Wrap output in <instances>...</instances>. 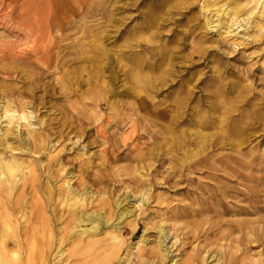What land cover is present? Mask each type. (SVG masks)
I'll list each match as a JSON object with an SVG mask.
<instances>
[{"label": "rangeland", "instance_id": "rangeland-1", "mask_svg": "<svg viewBox=\"0 0 264 264\" xmlns=\"http://www.w3.org/2000/svg\"><path fill=\"white\" fill-rule=\"evenodd\" d=\"M202 1L195 0L190 10H186L187 17L196 14L200 23L203 20L197 12ZM147 3L152 4V0ZM251 9L252 5H240L239 15L246 17ZM211 13L214 15V10ZM99 18L96 15L85 19L86 27L91 23H98L94 29L101 26ZM257 20L264 23V17L250 19V22L253 25ZM181 21L184 25L185 19ZM252 25L240 26L236 30L238 36L232 33L227 38L219 35L220 29L217 34L215 29L201 32L191 27L194 34L179 41L177 46L182 45V48L177 52L184 60L201 40L206 41L202 47L211 45L204 54L193 55L195 67L186 75L192 74L188 86L195 96L208 94L205 90L211 91L213 80L219 77L228 85L227 90L240 83L251 86L255 97H264V32L257 41L241 38L257 33ZM88 31L84 37L81 31H60L57 35L65 37L63 45L73 47L72 43L77 40L84 42L88 56H92L95 47ZM7 34L4 32V37L9 36ZM204 34L207 38H203ZM105 44L112 49V55L116 53L119 41L111 38ZM20 45L9 48L22 56L26 49L23 43ZM74 53L73 48L57 52V62L63 56L76 55ZM111 60L109 63L114 65V58ZM58 67L51 69L49 75L39 76L40 71L33 65L0 63V115L7 104L11 108L25 104L26 111H32L28 121L33 131L26 136L25 123L14 119L13 124L18 125L7 136L0 137L6 141L4 145L0 143V155L5 161H10L12 156L25 165L34 163L39 183L51 193L49 209L61 217L54 228L57 235L60 232L58 224L69 219L65 199L81 195L77 199L82 202L81 198H85L83 209L87 212L102 210V216L113 224L119 221L116 230L124 242L120 259L130 252V264H138L142 254L149 258L150 253L156 252L154 247L160 230L164 234L168 257L178 264L183 261L191 264H264V165L258 168L259 172L245 171L262 176V186L244 180L237 183L214 170L211 172L218 176L210 177L204 167L184 164L183 150L169 148L170 143L163 142L164 139L170 142V137L165 134L169 129L158 125L155 112L140 109L135 115L134 111L128 112L131 117L127 118L124 108L135 102L124 92L130 85H113L108 81V73L103 79L108 85L97 81L92 76L90 63L81 66L80 62H74ZM68 79L72 83L68 84ZM75 80L77 85L73 84ZM107 87L116 88L122 94H105ZM178 88V85L173 86L157 96L149 94L163 107ZM106 101L114 102L112 108L104 105ZM190 104L197 106L194 101ZM119 109L121 112L117 116ZM136 116L141 118L133 132L129 125ZM125 117L127 120L120 123ZM5 121L0 119V130L7 127ZM98 127L103 129L106 139L97 134ZM187 128L181 124L170 130L177 135L178 131ZM125 137L127 140L123 145ZM242 147L243 153H255L264 159V125ZM215 153L231 154L227 148L218 149L208 153L202 164L211 160L209 156ZM194 159L190 157L186 161ZM18 180L19 177L15 183ZM123 209L129 215L117 220ZM110 224L103 229L109 230ZM141 238L147 243L139 242ZM153 256L154 261L159 258L156 253ZM167 261L164 263L169 264Z\"/></svg>", "mask_w": 264, "mask_h": 264}, {"label": "bare ground", "instance_id": "bare-ground-1", "mask_svg": "<svg viewBox=\"0 0 264 264\" xmlns=\"http://www.w3.org/2000/svg\"><path fill=\"white\" fill-rule=\"evenodd\" d=\"M194 1L152 0L151 4L147 0H0V63L30 64L40 71L39 76L49 75L51 69L58 66L61 68L74 62H80L81 66L90 63L92 76L97 81L103 83L104 74L108 73V81L113 85H130L124 92L135 102L124 108L127 118L131 117L128 112L134 111L135 115L140 109L155 112L158 125L169 129L165 134L170 137V142L167 139L163 142L170 143L169 148L183 150L184 164L190 167L200 165L213 178L218 175L212 170L228 175L237 183L244 180L262 186V176H253L245 171L259 172L264 159L255 153H243L242 146L264 125V97H255L251 86L240 83L227 90L228 85L219 77L213 80L211 91L205 90L208 94L195 96L188 86L192 74L186 75L195 67L193 55L204 54L211 45L204 48L202 44L206 41L201 40L185 60L177 52L182 45L180 48L177 45L194 34L191 27L201 32L215 29L217 34L220 29L219 35L226 38L232 33L238 36L236 30L240 26L251 27L250 19L264 17V0H203L197 12L202 17V23L196 14L187 17L186 10H190ZM244 4L252 5L246 17L239 15V7ZM96 15L102 25L94 29L98 23H91L86 27L85 19ZM181 19H185L184 25H181ZM252 26L256 27L257 33L251 36L245 34L241 38L257 41L262 37L264 23L257 20ZM87 30L95 47L92 56H88L89 50L85 49L84 42L77 40L72 43L73 47L63 45L65 37L57 35L60 31H81L84 37ZM4 32L10 38L4 37ZM111 38L119 41L116 53L112 55V49L105 44ZM203 38H207L206 34ZM22 43L26 49L22 56L9 48ZM69 48L75 49L76 55L70 58L63 56L57 62V52ZM110 56L115 60L114 65L110 64ZM67 82L72 83L70 79ZM73 84L77 85V80ZM176 85L178 90L171 94L169 102L163 107L149 94L161 95L164 90ZM105 94L122 93L107 87ZM193 101L197 106H191ZM107 103L104 105L112 108L114 102ZM22 106L11 108L7 104L3 109L0 119L6 120L7 127L0 130V137L7 136L18 125L13 124L14 119L25 123L23 126L28 128L26 136L33 132L28 121L32 111H26L25 104ZM120 112L119 109L117 116ZM138 118L141 116L129 125L133 132L134 125L139 123ZM181 124L189 128L173 134L170 129ZM97 134L106 139L101 127H98ZM2 139L0 143L4 145L6 141ZM126 140L127 137L123 145ZM223 148L231 154H211V160L202 164L208 153ZM2 157L0 155V264H130V252L120 259L124 242L116 230L119 221L113 224L109 218L102 216V210L87 212L83 209L85 198H81V202L77 199L81 195H71L64 201L69 219L58 224L60 232L57 235L54 228L61 217L49 209L51 193L39 183L34 163L25 165L12 156L10 161ZM190 157L195 159L186 161ZM17 177L19 180L15 183ZM128 215L129 212L123 209L117 220H123ZM106 224H110L109 230L103 229ZM139 242L147 243V240L141 238ZM156 245V252H151L159 258L154 261L153 253L149 258H144L142 254L138 264H166L165 260L169 264H178L168 257L162 230ZM136 248L139 250L138 246ZM181 264L191 263L183 261Z\"/></svg>", "mask_w": 264, "mask_h": 264}]
</instances>
